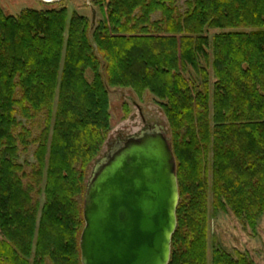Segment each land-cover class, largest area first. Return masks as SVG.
<instances>
[{"label": "trees", "instance_id": "16d2710c", "mask_svg": "<svg viewBox=\"0 0 264 264\" xmlns=\"http://www.w3.org/2000/svg\"><path fill=\"white\" fill-rule=\"evenodd\" d=\"M93 5L95 27L66 2L0 10V264H81L85 178L110 131L109 88L162 109L179 193L168 264H209V191L213 211L252 229L264 215V0ZM32 147L33 163H21ZM210 264L254 263L217 247Z\"/></svg>", "mask_w": 264, "mask_h": 264}, {"label": "water", "instance_id": "95a60500", "mask_svg": "<svg viewBox=\"0 0 264 264\" xmlns=\"http://www.w3.org/2000/svg\"><path fill=\"white\" fill-rule=\"evenodd\" d=\"M178 202L176 162L163 127L147 126L117 142L85 187L81 264H168Z\"/></svg>", "mask_w": 264, "mask_h": 264}, {"label": "rangeland", "instance_id": "374dc122", "mask_svg": "<svg viewBox=\"0 0 264 264\" xmlns=\"http://www.w3.org/2000/svg\"><path fill=\"white\" fill-rule=\"evenodd\" d=\"M182 6L185 0H178ZM60 2H66L69 17L72 11L90 20L92 27L101 19L99 10L93 5V0H0V10L6 16H18L24 10L42 11L56 7ZM91 80V74L87 73ZM110 131L104 141L98 156L88 166L85 186L95 165L104 159L117 142L125 141L132 136H138L147 126L161 128L170 137L169 126L162 109L149 94L137 97L129 89H108ZM41 119L35 122L32 135L41 130ZM33 147L29 152L21 154V163H33ZM207 209V240L206 256L210 264L214 248L220 247L226 253L235 252L246 255L254 264H264V215L257 222L255 228H250L237 220L229 211H213L212 196L208 194ZM49 264V263H47Z\"/></svg>", "mask_w": 264, "mask_h": 264}]
</instances>
